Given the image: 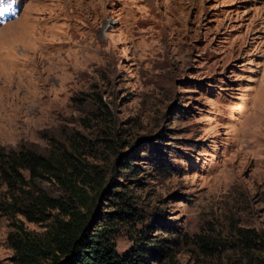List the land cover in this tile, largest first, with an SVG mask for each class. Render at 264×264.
Here are the masks:
<instances>
[{
  "label": "rangeland",
  "instance_id": "obj_1",
  "mask_svg": "<svg viewBox=\"0 0 264 264\" xmlns=\"http://www.w3.org/2000/svg\"><path fill=\"white\" fill-rule=\"evenodd\" d=\"M11 2L19 15L0 25V149L70 152L104 190L126 194L140 220L112 232L119 256L159 241V264H241L250 244L263 258L264 0L0 5ZM23 175L15 192L0 179V264H20L19 228L38 238L50 228L18 212L29 192L64 196L53 180ZM117 203L105 196L98 210Z\"/></svg>",
  "mask_w": 264,
  "mask_h": 264
},
{
  "label": "trees",
  "instance_id": "obj_2",
  "mask_svg": "<svg viewBox=\"0 0 264 264\" xmlns=\"http://www.w3.org/2000/svg\"><path fill=\"white\" fill-rule=\"evenodd\" d=\"M93 101L104 107L100 98ZM23 173L30 182L53 180L64 196L56 198L42 190H33L29 192L27 204L18 209L24 216H40L38 219L29 216V221H51L49 230L40 238L18 229L12 244L20 264H143L147 258L159 264L168 256V246L159 241L155 245L134 243L126 255H118L112 232L117 225L139 221L140 217L126 203V194L110 191L111 186L104 190L105 178L95 168L82 165L74 154L62 151L44 156L30 150L0 149V179L10 191L28 185ZM113 195L118 196L117 206L120 205L111 212L99 211L97 202ZM46 211L52 214L47 215ZM243 232L245 235L240 236L250 239L247 234L251 231ZM251 245L239 251L240 263L264 264V257L249 253Z\"/></svg>",
  "mask_w": 264,
  "mask_h": 264
}]
</instances>
